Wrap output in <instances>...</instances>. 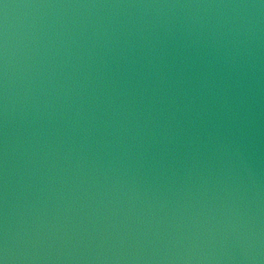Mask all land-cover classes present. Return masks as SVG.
I'll use <instances>...</instances> for the list:
<instances>
[{"label": "water", "instance_id": "obj_1", "mask_svg": "<svg viewBox=\"0 0 264 264\" xmlns=\"http://www.w3.org/2000/svg\"><path fill=\"white\" fill-rule=\"evenodd\" d=\"M0 264H264V0H0Z\"/></svg>", "mask_w": 264, "mask_h": 264}]
</instances>
